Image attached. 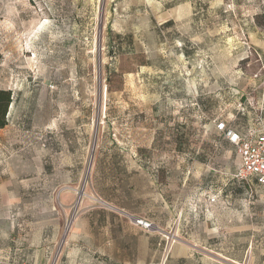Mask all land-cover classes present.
<instances>
[{"label": "rangeland", "instance_id": "obj_1", "mask_svg": "<svg viewBox=\"0 0 264 264\" xmlns=\"http://www.w3.org/2000/svg\"><path fill=\"white\" fill-rule=\"evenodd\" d=\"M0 55L2 261L109 202L159 264H264V199L216 130H264V0H0Z\"/></svg>", "mask_w": 264, "mask_h": 264}, {"label": "crops", "instance_id": "obj_2", "mask_svg": "<svg viewBox=\"0 0 264 264\" xmlns=\"http://www.w3.org/2000/svg\"><path fill=\"white\" fill-rule=\"evenodd\" d=\"M239 132L244 133L242 131ZM235 153H237L236 150ZM240 164L241 159L236 168V173L240 168ZM151 166L152 169L150 165L136 164L132 166L136 168L131 169L142 172H153L152 175H144L152 180V186L149 187L152 191H149L147 197L151 196L152 202L156 201L158 203L159 198H155V194L159 192V186L156 187L155 192V165ZM125 167L128 168V165H125ZM109 185L112 189H118L117 183L114 181H111ZM126 188L130 194L136 196L140 195V191L134 184H130L126 186ZM93 189H95L94 181ZM259 193L261 195L260 190ZM158 195L159 193L157 196ZM108 204L112 209L131 214L127 206L121 207L115 203L109 202ZM112 209L96 211L92 206L84 208L80 214L77 225L71 230L67 242L60 246L54 244L51 246L47 245L46 248L44 246V249L42 248V252H40V260L37 255L34 256L37 252L34 253V250L30 246L25 245L23 254L20 255L19 258H16V250L9 249L8 252H6L9 257L8 262H4L0 259V264H33V262L34 264H159L155 261V253L152 248H150V243L148 241L146 243L147 236L145 233L142 232V230H137V228L125 226L119 214L118 216L114 214ZM95 215L99 216L100 223H102L101 220H105L107 216L111 217L113 221L108 226L98 225L96 219L94 220ZM114 215H116V217ZM131 216L136 217L137 215ZM129 236H132V242H129ZM139 239L140 245L138 244ZM33 257H35V261Z\"/></svg>", "mask_w": 264, "mask_h": 264}, {"label": "built area", "instance_id": "obj_3", "mask_svg": "<svg viewBox=\"0 0 264 264\" xmlns=\"http://www.w3.org/2000/svg\"><path fill=\"white\" fill-rule=\"evenodd\" d=\"M216 128L223 139L234 146L241 159L236 179L255 183L264 199V130L241 133L224 121L218 122ZM136 221L144 229L151 228V224L144 220Z\"/></svg>", "mask_w": 264, "mask_h": 264}, {"label": "trees", "instance_id": "obj_4", "mask_svg": "<svg viewBox=\"0 0 264 264\" xmlns=\"http://www.w3.org/2000/svg\"><path fill=\"white\" fill-rule=\"evenodd\" d=\"M0 55V63H1ZM13 104V95L11 91L0 89V130L8 126V114Z\"/></svg>", "mask_w": 264, "mask_h": 264}, {"label": "bare ground", "instance_id": "obj_5", "mask_svg": "<svg viewBox=\"0 0 264 264\" xmlns=\"http://www.w3.org/2000/svg\"><path fill=\"white\" fill-rule=\"evenodd\" d=\"M100 67V66H99ZM99 78V77H98ZM104 114V113H103Z\"/></svg>", "mask_w": 264, "mask_h": 264}]
</instances>
